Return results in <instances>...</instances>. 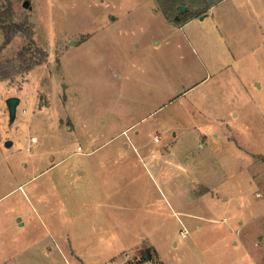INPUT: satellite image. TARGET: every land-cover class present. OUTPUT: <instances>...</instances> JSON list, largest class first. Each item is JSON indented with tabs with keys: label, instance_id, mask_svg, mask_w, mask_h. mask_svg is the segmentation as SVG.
Returning a JSON list of instances; mask_svg holds the SVG:
<instances>
[{
	"label": "rangeland",
	"instance_id": "1",
	"mask_svg": "<svg viewBox=\"0 0 264 264\" xmlns=\"http://www.w3.org/2000/svg\"><path fill=\"white\" fill-rule=\"evenodd\" d=\"M198 1L0 0L28 27L0 64L35 65L0 80V264H146L141 235L148 264H264V0ZM134 148L177 163L171 206Z\"/></svg>",
	"mask_w": 264,
	"mask_h": 264
},
{
	"label": "crops",
	"instance_id": "2",
	"mask_svg": "<svg viewBox=\"0 0 264 264\" xmlns=\"http://www.w3.org/2000/svg\"><path fill=\"white\" fill-rule=\"evenodd\" d=\"M210 10V9H209ZM208 13V12H207ZM206 13V14H207ZM194 19V18H193ZM190 20H192V19H190ZM190 20H188V21H186L184 24H186V23H188ZM184 24H182V25H184ZM153 143H155L154 142V138H153ZM159 143V140H158V142L157 143H155V144H158ZM90 146V145H89ZM124 148L125 149H127V147H126V145L124 146ZM139 148H141V147H139ZM134 151L136 152V159H131V160H128V159H125L124 157H123V155H122V153H120V156L122 157L121 159H119V163H121V164H124L123 166H126V167H128V171H130L131 173H134L136 170H145L146 172H149L150 174H152L153 175V177L154 178H159L160 179V189H161V191H162V193H163V195L166 197V200H167V203H169V205L171 206V202H170V199H172V197H173V195H172V193L170 192V186H169V181H170V178H168V177H166V176H163L158 170H159V168L161 167V171H163V168L166 170V169H169L170 168V166L172 167H174V166H176L177 165V163H175L174 161L172 162V165H170V166H168L167 164H169V163H171L170 161L171 160H168V155H163L164 157H163V159H161L162 161L161 162H158V159L154 156V154H151L152 155V157L153 158H146V157H143L142 156V154H141V150H136L135 148H134ZM93 152H95V151H91V152H89L88 154H92ZM157 159V160H156ZM167 163V164H166ZM164 170V171H165ZM86 171V170H85ZM88 171V170H87ZM88 173H89V171H88ZM129 173V172H128ZM83 174L84 173H82V172H80L79 173V177L81 178L82 176H83ZM92 174V171H90V175ZM92 176H90V178H91ZM131 179L133 178V179H136L137 178V176L135 175V173L134 174H132V175H130L129 176ZM135 181H137V180H135ZM90 183H91V180H90ZM87 197V195H85V198ZM170 198V199H169ZM109 205H107V207H108ZM115 207V205L114 206H110V207H108V209L110 208V209H112V208H114ZM150 211V210H149ZM22 226V224H19V227H21ZM109 237V235H106V236H100V238H98L99 240H97V243H104V240L106 241V239ZM182 237V236H181ZM140 242L139 241H137L136 242V245H135V243H134V248H132V250L131 251H129V252H133V251H136V250H139V249H141V250H144V249H150L151 250V253L160 261V259H159V255H158V253H157V251H156V249L154 248V246L152 245V242H150V239H147L146 237H145V235H141L140 236ZM108 243V242H107ZM138 245V246H137ZM71 251V250H70ZM126 251H123L121 254H123V253H125ZM71 255H72V257H73V262L74 261H77V262H79L80 264H84L85 262L80 258V257H78V254H77V252L76 251H71ZM140 255V254H139ZM116 258L114 257V258H111V259H109L108 261L110 262V261H114ZM93 260L94 261H97L98 260V256L95 254V255H93ZM150 261H148V262H145L146 264H148Z\"/></svg>",
	"mask_w": 264,
	"mask_h": 264
},
{
	"label": "trees",
	"instance_id": "3",
	"mask_svg": "<svg viewBox=\"0 0 264 264\" xmlns=\"http://www.w3.org/2000/svg\"><path fill=\"white\" fill-rule=\"evenodd\" d=\"M154 3L156 5V10L162 15V17L165 20H170L173 21L176 25L184 24L187 21V17H180L178 18L177 21H175L176 15H172V10L173 8H176L177 11H179L180 6H186L188 5L192 7H197L200 6V2L198 0H154ZM211 6H207L206 9H209ZM206 12V11H205ZM205 14V13H204ZM190 18H198L199 16L197 14L194 15H189ZM6 26V27H4ZM3 28H7L8 31L10 32L8 35H6L5 32V40L9 41L14 34L19 33L22 31L21 29L25 28V25H15L12 23H7V25H0V29L2 30ZM27 28H25V31H27ZM7 31V30H6ZM12 34V35H11ZM35 66L34 64H27L18 67L15 69L13 66H8L5 64H0V80L7 79L8 77L18 74V73H24L32 69V67ZM150 249H144L140 253V260L141 262H148L150 259Z\"/></svg>",
	"mask_w": 264,
	"mask_h": 264
},
{
	"label": "water",
	"instance_id": "4",
	"mask_svg": "<svg viewBox=\"0 0 264 264\" xmlns=\"http://www.w3.org/2000/svg\"><path fill=\"white\" fill-rule=\"evenodd\" d=\"M26 6V5H25ZM185 11V7L184 6H180V14L184 13ZM178 16L175 17V21L178 20ZM202 19V17H200ZM19 103V99L15 98V97H11L9 99L6 100V107H7V111H8V115H9V120L10 122H12L16 116V109ZM11 142L7 141L5 143V146H10ZM19 221V220H18Z\"/></svg>",
	"mask_w": 264,
	"mask_h": 264
},
{
	"label": "built area",
	"instance_id": "5",
	"mask_svg": "<svg viewBox=\"0 0 264 264\" xmlns=\"http://www.w3.org/2000/svg\"><path fill=\"white\" fill-rule=\"evenodd\" d=\"M154 142H155V143H157V142H158V138H157V137H155V138H154ZM181 236H182V237H184L185 235H184V234H182ZM140 261H141V260H140Z\"/></svg>",
	"mask_w": 264,
	"mask_h": 264
}]
</instances>
